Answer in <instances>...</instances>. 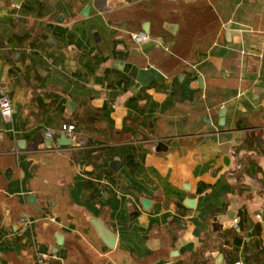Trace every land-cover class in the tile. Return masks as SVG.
Listing matches in <instances>:
<instances>
[{
    "label": "crops",
    "instance_id": "1",
    "mask_svg": "<svg viewBox=\"0 0 264 264\" xmlns=\"http://www.w3.org/2000/svg\"><path fill=\"white\" fill-rule=\"evenodd\" d=\"M75 1L0 0L15 109L0 116V264H248L255 243L264 256V0ZM157 50L182 71L154 64ZM120 62L165 79L138 88ZM64 124L76 146L60 145Z\"/></svg>",
    "mask_w": 264,
    "mask_h": 264
},
{
    "label": "water",
    "instance_id": "2",
    "mask_svg": "<svg viewBox=\"0 0 264 264\" xmlns=\"http://www.w3.org/2000/svg\"><path fill=\"white\" fill-rule=\"evenodd\" d=\"M116 0H111L110 5L111 6H115ZM124 4L123 2H119ZM90 13H91V7L87 6L83 11H82V16L86 19L90 18ZM96 29L95 25H91L89 30L93 31ZM97 37V41L100 39L98 35H96ZM118 69L122 72H124L125 74H127L130 78H132L133 80H135L137 82L136 86L138 88L140 87H149L154 83H158L161 82L165 79V77L163 76V74H161L158 70H156L153 67H148L146 69H141L138 66L131 64V63H125V62H120L119 63V67ZM199 82L201 83V86L203 87L204 85V80L203 77L199 78ZM76 107V104L70 102L68 104V109L72 110ZM225 114H226V109H223L222 112L220 113V117H221V125L224 124V118H225ZM49 145L51 143V140H49V142H47ZM61 146H76V143H74L72 140L68 139V136L64 133L60 142ZM159 149L161 150H166V146H164V144H160L159 145ZM118 163H114L112 164L113 167H117ZM118 169V167H117ZM6 177L8 179H10L9 176V172L6 173ZM36 200L35 196H30L29 197V202L34 203ZM142 205L144 207V209L146 211H150L151 207H152V202L148 199H142L141 200ZM193 203V202H191ZM189 206H192L193 204H190V202H188ZM91 223L98 235V237L101 239V241L110 249V250H114L116 247V242H117V236L108 228L105 226V224L100 220V219H92ZM57 240H58V246H61L63 244L64 241V237L58 235L57 236ZM56 252V251H55Z\"/></svg>",
    "mask_w": 264,
    "mask_h": 264
},
{
    "label": "trees",
    "instance_id": "3",
    "mask_svg": "<svg viewBox=\"0 0 264 264\" xmlns=\"http://www.w3.org/2000/svg\"><path fill=\"white\" fill-rule=\"evenodd\" d=\"M70 2L72 3H76L75 0H70ZM97 8L98 10H103L105 11L106 10V0H98L97 2ZM84 7V6H83ZM82 6L79 8L81 9ZM128 16L126 18H130L131 21L134 20V18H137L136 15H137V12H135V9L130 11L129 13H127ZM93 21L92 20H89L87 22L88 25H90ZM163 31H165L163 29ZM69 44L72 43V41H69L68 42ZM155 55H154V58H153V63L156 64L158 67L160 68H163L164 70H166V64L170 67L171 70H173L174 72H172V74H178L180 73L182 70V68L184 67L182 65V63H180L179 59H176L172 56V54H168V53H164L160 50H157L154 52ZM93 58V62H94V65L98 63V60H96V57H92ZM3 142H5L4 144V147L3 149L6 148L7 146V142L5 141V138L4 136L2 137ZM49 217H53V215H49ZM40 221H44V219H41ZM47 222V221H46ZM48 222H50V220H48ZM241 239L240 238H235L233 240V242L231 243V245L233 246V250L237 251L239 249V247L241 246ZM250 247V249L248 250V248L246 247ZM248 246H245L244 248V251L247 253V251H254L255 253L253 254H250L248 255L247 257H245L246 261L248 264H264V256L260 255V252H261V248H260V245L259 243H255L253 246L252 244H249ZM252 250V251H251Z\"/></svg>",
    "mask_w": 264,
    "mask_h": 264
},
{
    "label": "built area",
    "instance_id": "4",
    "mask_svg": "<svg viewBox=\"0 0 264 264\" xmlns=\"http://www.w3.org/2000/svg\"><path fill=\"white\" fill-rule=\"evenodd\" d=\"M168 1H170V2H178V1H181V0H168ZM131 38L136 43H145V42L154 40L149 35L144 34V33L132 34ZM14 112H15V109H14V106H13L12 98L6 92L1 91L0 92V116H1V118L3 120H5V121H10L13 118ZM61 130L71 140H73V141L77 140L76 127L74 125L64 124L62 126ZM47 137H51V134L47 133ZM258 218L260 219V216ZM238 221L239 220L236 219L233 222V226H234L235 230L239 228V226H238L239 222ZM20 223L24 224V225L31 224L30 220H28V218H26V217L21 218ZM47 260H48L47 256H45V255L44 256H40L38 258L37 264H46ZM236 264H243V263L239 262V263H236Z\"/></svg>",
    "mask_w": 264,
    "mask_h": 264
}]
</instances>
